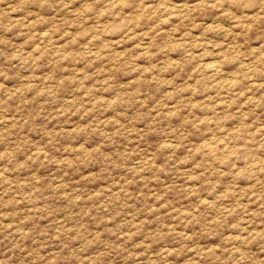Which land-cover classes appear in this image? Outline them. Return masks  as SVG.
I'll return each mask as SVG.
<instances>
[{
  "label": "rangeland",
  "instance_id": "1",
  "mask_svg": "<svg viewBox=\"0 0 264 264\" xmlns=\"http://www.w3.org/2000/svg\"><path fill=\"white\" fill-rule=\"evenodd\" d=\"M0 264H264V0H0Z\"/></svg>",
  "mask_w": 264,
  "mask_h": 264
},
{
  "label": "bare ground",
  "instance_id": "2",
  "mask_svg": "<svg viewBox=\"0 0 264 264\" xmlns=\"http://www.w3.org/2000/svg\"><path fill=\"white\" fill-rule=\"evenodd\" d=\"M217 66V65H216ZM219 67V66H218ZM215 70H217V69H215Z\"/></svg>",
  "mask_w": 264,
  "mask_h": 264
}]
</instances>
